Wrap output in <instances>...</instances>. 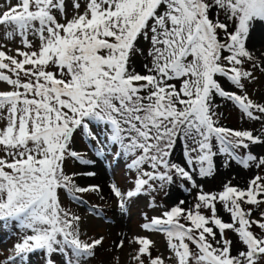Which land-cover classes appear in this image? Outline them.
<instances>
[{"label": "snow or ice", "instance_id": "1", "mask_svg": "<svg viewBox=\"0 0 264 264\" xmlns=\"http://www.w3.org/2000/svg\"><path fill=\"white\" fill-rule=\"evenodd\" d=\"M257 23L264 0H0V231L19 233L0 264H28L37 252L45 264H86L102 245L82 240L81 218L61 206L62 191L83 204L77 193L101 190L67 174V158L114 159L134 173L128 189L109 186L121 215L140 197L157 207L174 186L193 195L141 225L166 236L175 264H264V175L215 191L197 179L233 164L264 170L254 151L264 147V102L248 91L257 69L264 76V48L250 47ZM217 98L259 129L223 126ZM131 243L134 264H166L149 237Z\"/></svg>", "mask_w": 264, "mask_h": 264}, {"label": "rangeland", "instance_id": "2", "mask_svg": "<svg viewBox=\"0 0 264 264\" xmlns=\"http://www.w3.org/2000/svg\"><path fill=\"white\" fill-rule=\"evenodd\" d=\"M30 38L33 39L35 44H38L36 38ZM253 44L255 45L256 51H260L264 48V23L256 24L253 41L250 47ZM9 46L14 49L17 45L9 42ZM10 54H14V51ZM245 68H250V65L246 64ZM256 71L259 77L258 82L249 85L248 91L254 99L259 102H264V76H260L258 69ZM224 86L226 89L228 88L227 83H225ZM217 103L218 107L216 112L218 115L216 118L223 126L232 129H259V122L242 118L239 110L231 103L223 101L220 98H217ZM74 147L76 150L80 151L85 158H94L91 152L84 151L86 142L83 138H77ZM254 151L259 155H264V147L254 146ZM173 159L177 161L182 160L181 149L179 147H177ZM64 167L67 174H77L74 178L80 186L99 185L101 189L98 192L89 191L77 193L76 195L85 202L83 204L77 203L67 193L61 192L62 208L70 214H74L81 218L80 238L87 242H91L92 239L103 237L102 245L95 249V255L88 259L86 264H134L131 256L137 250L138 245L131 243V241L137 236H147L154 242L151 248L152 256H162L165 258L166 264H175V260L172 258V254L168 248L166 236L162 233L144 231L141 225L146 222L144 218L145 213L148 218L159 215L161 211L170 208L174 203H178L180 199H185L192 203L194 202L193 195L184 193L178 187L174 186L170 196L165 197L163 192L156 195L155 203L157 207H148L151 197H140L130 205L126 215H121L117 208V199L111 193L109 186L114 183L122 190L128 189L131 186L134 173H130L123 162L117 164L114 159H111L107 161H98L95 166L85 167L72 158H67ZM88 171L95 172V175H82V173ZM257 172L260 175H264V170L258 171L255 168L245 170L233 164L231 169L220 167L214 177L204 180L197 179L204 185V191H215L218 190L224 182H227V180H232L234 184H239L243 187L248 179L252 175L257 174ZM98 176L101 178L100 181L97 180ZM92 207H98L103 210L99 217L89 213V208ZM218 214L221 215L225 221H229V216L223 211L222 207L219 208ZM255 218L259 219V213H256ZM182 222L186 223L185 221ZM253 231L259 233V229L255 227ZM13 232H16V229L10 228L7 231H0V261H3L11 254L9 250L18 239L19 233L12 234ZM228 235L230 238L234 239V249L240 248L241 245L238 240L235 239L234 234L228 233ZM121 239L125 241L124 246L122 248H116L115 244H118ZM190 247L195 251L193 245H190ZM61 259V257H57V264H59ZM28 264H45V257L39 252L32 254Z\"/></svg>", "mask_w": 264, "mask_h": 264}, {"label": "bare ground", "instance_id": "3", "mask_svg": "<svg viewBox=\"0 0 264 264\" xmlns=\"http://www.w3.org/2000/svg\"><path fill=\"white\" fill-rule=\"evenodd\" d=\"M100 179H101L100 176H98V179L97 180L100 181Z\"/></svg>", "mask_w": 264, "mask_h": 264}, {"label": "trees", "instance_id": "4", "mask_svg": "<svg viewBox=\"0 0 264 264\" xmlns=\"http://www.w3.org/2000/svg\"><path fill=\"white\" fill-rule=\"evenodd\" d=\"M182 222V221H181ZM154 257V256H153Z\"/></svg>", "mask_w": 264, "mask_h": 264}]
</instances>
